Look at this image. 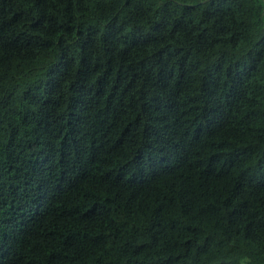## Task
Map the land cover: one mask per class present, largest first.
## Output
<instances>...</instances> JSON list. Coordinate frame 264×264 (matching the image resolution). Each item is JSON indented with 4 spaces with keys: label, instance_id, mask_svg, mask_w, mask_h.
Masks as SVG:
<instances>
[{
    "label": "trees",
    "instance_id": "obj_1",
    "mask_svg": "<svg viewBox=\"0 0 264 264\" xmlns=\"http://www.w3.org/2000/svg\"><path fill=\"white\" fill-rule=\"evenodd\" d=\"M0 264H264V0H0Z\"/></svg>",
    "mask_w": 264,
    "mask_h": 264
}]
</instances>
